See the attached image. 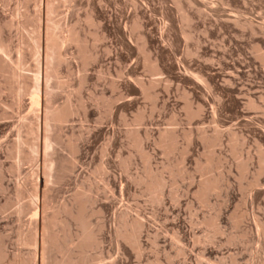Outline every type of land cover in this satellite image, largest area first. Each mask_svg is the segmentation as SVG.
Here are the masks:
<instances>
[{
	"label": "rangeland",
	"instance_id": "rangeland-1",
	"mask_svg": "<svg viewBox=\"0 0 264 264\" xmlns=\"http://www.w3.org/2000/svg\"><path fill=\"white\" fill-rule=\"evenodd\" d=\"M0 264H264V0H0Z\"/></svg>",
	"mask_w": 264,
	"mask_h": 264
},
{
	"label": "bare ground",
	"instance_id": "bare-ground-1",
	"mask_svg": "<svg viewBox=\"0 0 264 264\" xmlns=\"http://www.w3.org/2000/svg\"><path fill=\"white\" fill-rule=\"evenodd\" d=\"M30 97L31 98L29 100L31 102L32 107L38 106L39 105V97H38L37 93H32L30 95ZM203 184H204L203 186H204L205 191L213 190L215 188V182L204 181ZM85 228L86 227L83 225V229H85Z\"/></svg>",
	"mask_w": 264,
	"mask_h": 264
}]
</instances>
